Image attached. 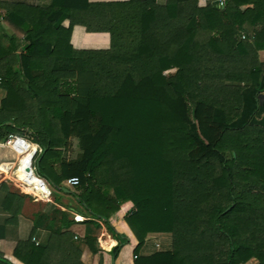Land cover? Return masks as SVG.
Returning <instances> with one entry per match:
<instances>
[{"label": "trees", "instance_id": "1", "mask_svg": "<svg viewBox=\"0 0 264 264\" xmlns=\"http://www.w3.org/2000/svg\"><path fill=\"white\" fill-rule=\"evenodd\" d=\"M224 1L0 0V142L32 137L46 150L38 170L76 177L88 214L80 241L65 230L70 209L36 215L33 232L49 216L48 244L18 242V260L57 264L82 243L95 254L102 224L114 254L126 239L107 220L131 202L137 250L148 234L171 237L134 264H264V0ZM76 25L108 32L109 48L73 49Z\"/></svg>", "mask_w": 264, "mask_h": 264}, {"label": "crops", "instance_id": "2", "mask_svg": "<svg viewBox=\"0 0 264 264\" xmlns=\"http://www.w3.org/2000/svg\"><path fill=\"white\" fill-rule=\"evenodd\" d=\"M3 1V0H1ZM10 2H22L29 5L46 6L51 0H6ZM114 0H89L94 4H107ZM116 1V0H115ZM120 1V0H119ZM212 0H197V7H204ZM171 0H146L147 4L164 5ZM250 6H241L240 11H244ZM0 12L3 10L0 8ZM1 25L7 26L6 21L0 20ZM63 27L69 26V21L64 20ZM249 29L248 26H246ZM10 32L18 38L22 35L19 31L9 27ZM167 33V32H166ZM243 35V38H242ZM253 33L249 29V37L252 39ZM245 34H241V39L245 40ZM70 45L75 50H105L109 48L110 36L106 31H88L85 27L76 25L72 28L70 34ZM256 58L259 62L264 63V49L258 50ZM6 92L0 88V101L5 97ZM259 104L261 105V117H264V88L260 93ZM31 131H28V135ZM29 137L27 135H22ZM32 139V137H29ZM34 142V140H32ZM40 146L39 143L34 142ZM41 147V146H40ZM43 149V148H42ZM63 151L64 148H61ZM60 150V151H61ZM43 149L39 157L45 158ZM69 151V150H68ZM69 153V152H68ZM40 158V160H41ZM56 157L53 160L52 169L59 172V163ZM17 155L9 148L0 146V164H6V172L0 171V256L10 261L12 264H24L15 257V248L18 242L30 239L34 245L45 247L50 238V231L45 228L48 225L49 216L43 219V226L36 227L34 232V217L38 214L49 215L53 209L69 212L70 219H74L67 229L76 236L80 241L85 234V225L83 216H87L86 211L77 203L75 198L74 186L67 185V179L58 184L54 176L51 177L48 169L38 170L39 163L36 165L38 177L43 179L49 186L51 193L49 196L39 195L40 191L45 190L43 183L38 178L27 172L28 163L22 159L20 162L17 178L22 181L24 187L19 184L18 179L11 171L12 164L16 163ZM40 162V161H39ZM46 164V163H44ZM34 193L36 194H33ZM111 198V197H110ZM132 210V203L125 202L119 206V209L111 213L108 217L110 226L121 237L126 239L113 254L112 249L118 243V240L101 225L100 235L97 237L98 251L94 254L91 249L83 243L81 244V255L79 257L65 254L57 264H134L136 256L151 255L159 250L171 248V237L169 234L152 233L146 236L144 243L137 250V240L125 222L124 218ZM79 211V212H78ZM83 215V216H82ZM64 230V229H63ZM22 254V253H21Z\"/></svg>", "mask_w": 264, "mask_h": 264}, {"label": "built area", "instance_id": "3", "mask_svg": "<svg viewBox=\"0 0 264 264\" xmlns=\"http://www.w3.org/2000/svg\"><path fill=\"white\" fill-rule=\"evenodd\" d=\"M225 3L224 0H218V5L223 6ZM243 38V35H242ZM0 146L6 147L14 151V153L17 155V161L16 163L10 165V167L13 169L15 168V171L18 168V165L20 164L21 160L25 157H27L29 160L28 166H27V172H30L32 175H34L36 178L40 180V182L43 183V186L45 190L40 191L39 195L42 196H49L51 193V190L48 186V184L41 178H39L34 170H35V164L34 160L35 158L41 155L43 149L38 144L34 143L29 137L22 136V135H16V134H9L2 142H0ZM8 169V166L6 164H0V171L6 172ZM11 169V170H12ZM15 177L17 178L16 174ZM19 181V184L24 187V184L22 183L19 178H17ZM67 185L69 186H77L78 185V179L76 177H72L67 179L66 181ZM33 194L34 193L33 191Z\"/></svg>", "mask_w": 264, "mask_h": 264}, {"label": "rangeland", "instance_id": "4", "mask_svg": "<svg viewBox=\"0 0 264 264\" xmlns=\"http://www.w3.org/2000/svg\"><path fill=\"white\" fill-rule=\"evenodd\" d=\"M69 142H70V145H71V146H72V145L75 146V144L77 143V141H76V139H75L74 137L69 138ZM71 151H72V150H71ZM75 151H77V153H78L77 148L75 149ZM75 151H74V152H75ZM74 152H70V151H69L68 156L70 155V153H74ZM37 158H38V156L35 158V160H34V164L36 163ZM118 164H119V163H116V166H118ZM11 171H12V173L15 175V168H13ZM34 172H35V174L38 175V173H37V169H36V166H35V170H34ZM244 264H256V260H255V259H250V260H248V261H247L246 263H244Z\"/></svg>", "mask_w": 264, "mask_h": 264}, {"label": "bare ground", "instance_id": "5", "mask_svg": "<svg viewBox=\"0 0 264 264\" xmlns=\"http://www.w3.org/2000/svg\"><path fill=\"white\" fill-rule=\"evenodd\" d=\"M27 159H28L27 157L23 158L24 162L29 163V160H27ZM19 166H20V164L18 165V168H17V170L15 171L16 176L18 175Z\"/></svg>", "mask_w": 264, "mask_h": 264}, {"label": "water", "instance_id": "6", "mask_svg": "<svg viewBox=\"0 0 264 264\" xmlns=\"http://www.w3.org/2000/svg\"><path fill=\"white\" fill-rule=\"evenodd\" d=\"M6 125H11V122H6L5 123ZM40 158L41 157H38L37 160H36V165H38L39 161H40Z\"/></svg>", "mask_w": 264, "mask_h": 264}]
</instances>
